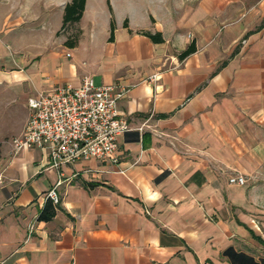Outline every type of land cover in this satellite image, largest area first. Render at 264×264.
<instances>
[{
  "label": "crops",
  "instance_id": "crops-1",
  "mask_svg": "<svg viewBox=\"0 0 264 264\" xmlns=\"http://www.w3.org/2000/svg\"><path fill=\"white\" fill-rule=\"evenodd\" d=\"M64 9L53 21L0 7V264H230V248L262 259L252 235L264 182V0L201 1L172 35L150 12L139 27L112 0L103 17L87 0L73 49L56 37L71 35ZM85 77L129 90L118 163L56 171L45 151L15 153L29 100ZM238 177L244 186L230 184ZM60 179L56 217L40 222Z\"/></svg>",
  "mask_w": 264,
  "mask_h": 264
},
{
  "label": "built area",
  "instance_id": "built-area-1",
  "mask_svg": "<svg viewBox=\"0 0 264 264\" xmlns=\"http://www.w3.org/2000/svg\"><path fill=\"white\" fill-rule=\"evenodd\" d=\"M151 80L156 81L157 75ZM128 93V89L116 86H96L85 77L79 87L67 85L49 94H37L29 100L32 115L25 133L12 141L15 153L45 151L51 169L56 171L81 161L117 164L119 141L129 131L118 107ZM63 184L60 179L46 195L54 206L60 203L58 189ZM230 184L244 186L245 180L232 178Z\"/></svg>",
  "mask_w": 264,
  "mask_h": 264
},
{
  "label": "rangeland",
  "instance_id": "rangeland-1",
  "mask_svg": "<svg viewBox=\"0 0 264 264\" xmlns=\"http://www.w3.org/2000/svg\"><path fill=\"white\" fill-rule=\"evenodd\" d=\"M70 1L71 0H0V7H3L4 3H6L11 4L13 10H19V7L22 6L25 8L27 15L29 16L35 15L36 13L39 14L42 9L44 16H49L54 21L57 14H59V12L66 7ZM93 1L94 8L99 12V14H101V17H103L106 10V0ZM201 1L208 2L210 4L212 0H112L119 16V20H122L123 14L126 13L129 14L130 18H133L132 20L134 26L145 27L148 25V18L146 19L144 12H150L153 15H157L156 17L160 21L165 20V22H167L161 25L162 29L165 30L166 35L174 34V32L180 27L179 19L182 15H184L185 10L190 11L191 9H194L195 5L197 3L199 4ZM164 11L166 12V15H164ZM167 14L169 15L167 16ZM151 20L153 25L157 24L153 19ZM152 28L155 29V26H152ZM61 31H64V33L70 31L71 33V35H56L57 39H64L66 42L69 40L76 41L77 38L79 39L81 36L78 35L79 31L75 29V26L66 27L61 29ZM52 38L54 39L55 37L53 36ZM262 174L264 175V173ZM260 189V195H256V197H261L262 200L260 206L262 216L259 219H255L257 225H254V227L255 233L264 241V182ZM255 233L252 235L254 236V239L256 238ZM256 241L257 240H255V242ZM259 249L260 250L258 252L262 253V256L257 254V257H263L260 259L263 260L264 247L261 246ZM252 252H255V250H252Z\"/></svg>",
  "mask_w": 264,
  "mask_h": 264
},
{
  "label": "trees",
  "instance_id": "trees-1",
  "mask_svg": "<svg viewBox=\"0 0 264 264\" xmlns=\"http://www.w3.org/2000/svg\"><path fill=\"white\" fill-rule=\"evenodd\" d=\"M87 0H72L71 3L67 4L64 9V16H63V22H62V29L74 26L83 18V14L85 12ZM125 28H128V23L125 22L124 24ZM114 31H115V23L114 20L111 24V36L110 41L112 42L114 40ZM141 36L148 38L151 42L154 44H163L164 40L162 38L161 34L152 35L148 32H141ZM78 43V38L76 41H67L66 46L68 48L73 49L76 44ZM196 52V48L194 45H191L185 52H183L179 56V60L183 61L192 54ZM57 206H54L51 201H47L44 209L42 210L39 221L49 223L54 220L57 214ZM257 242L264 247V241L259 238H255ZM223 258L227 259L230 264H264V259L257 261L255 258L248 256L246 254L240 253L235 251L233 248L228 249L223 253Z\"/></svg>",
  "mask_w": 264,
  "mask_h": 264
}]
</instances>
